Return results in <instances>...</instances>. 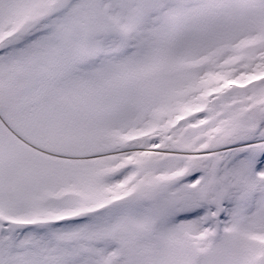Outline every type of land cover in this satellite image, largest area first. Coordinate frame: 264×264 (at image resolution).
I'll list each match as a JSON object with an SVG mask.
<instances>
[{
  "label": "snow or ice",
  "instance_id": "1",
  "mask_svg": "<svg viewBox=\"0 0 264 264\" xmlns=\"http://www.w3.org/2000/svg\"><path fill=\"white\" fill-rule=\"evenodd\" d=\"M0 264H264V0H0Z\"/></svg>",
  "mask_w": 264,
  "mask_h": 264
}]
</instances>
